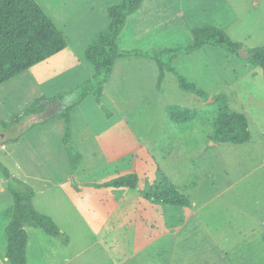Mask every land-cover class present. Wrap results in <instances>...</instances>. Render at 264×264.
I'll use <instances>...</instances> for the list:
<instances>
[{"label":"rangeland","instance_id":"rangeland-1","mask_svg":"<svg viewBox=\"0 0 264 264\" xmlns=\"http://www.w3.org/2000/svg\"><path fill=\"white\" fill-rule=\"evenodd\" d=\"M37 1L58 26L67 25L65 21L74 20L72 14L78 7L77 0H62L64 7H66L65 14L51 0ZM55 1L60 2V0ZM74 3L76 5H73ZM247 9L251 10V13L246 14L244 9H240L242 15L245 16L235 26H240L243 30L232 29L230 35L233 40L243 42L245 47L253 49L264 45V7L250 5ZM107 14V6L103 7V12L101 8H98L100 20L108 18ZM62 20L65 21L62 23ZM173 40H181L182 42L179 45H175L176 43L173 41L167 42L165 43L167 49L188 47L191 44H186L185 38ZM76 42L80 41H72V43ZM145 46L148 48L149 45ZM202 48L190 54H179L173 62L181 72L187 74L190 79L208 91L211 99L207 102L195 93L182 90L177 77L169 71H166L162 85L163 93L160 97L159 94L154 96L152 87L158 81V77L153 78L150 65H155L159 75L157 63L148 57L128 56L121 59L117 65L116 80L107 85L108 91L113 95L115 93L116 99L122 95L121 100L117 103L119 109L116 111L109 102L105 104L103 102L105 107L114 115L111 117L118 119V129H122L121 122L129 128L125 132L120 131L118 134L123 139L122 144L117 143L118 150L120 153L126 152L129 148V141L143 142L156 162L172 174L173 181L182 192L186 189L182 187V182L178 180V177L181 174H186V177L195 174V170L191 169L189 164L188 166L182 165V161L193 158L198 163L197 168L206 171L204 167L199 165V159L205 160L207 154H209L208 157L211 155L210 158L214 157V160H210V166L207 167L210 171L207 170L206 173L254 174L262 177L263 182L264 168H259L258 164L264 155V137L261 133V130L264 132V70L262 66L253 65L243 58L234 64L230 61L227 51L225 52L220 47L206 45L204 49ZM81 56L80 49L68 47L63 54L53 60L54 64L44 61L0 85V161L11 170L14 178L29 184L34 189L37 208L49 212L67 232V236H71V243L66 246L67 244L61 238L50 236L35 221L26 222L25 227L31 235V242L27 247L28 264H99L97 261H99L98 258H101L98 256L99 247H87L94 239L95 229L91 225L93 222L85 214L84 216L79 214L74 208L72 198L63 190V183L67 177L77 175L79 170L90 172L88 174L90 175L96 170L98 164L103 163L102 166H104L109 159L113 158L112 149H114V145L111 136H114V133L111 132L113 129L110 125L101 127L107 124L106 117L110 119L111 117H108L102 105H99L100 111L104 115L99 122L97 115L94 113L92 115L88 110L89 104L94 103L90 98L75 108L74 127L76 128V123L78 125L84 124L86 120L90 124L92 123L91 132L82 131L84 134H88V139L92 142L87 149H80L83 156H86V160L83 159L78 170L72 172L71 161L63 141L65 123L62 118L54 115L72 100V95L65 100H56L58 95L66 94L67 96L68 91L87 78L86 74L83 76V71L85 72L87 65ZM247 61L250 63L248 64ZM86 72L90 74V70H86ZM223 76L225 79L222 78ZM152 79L155 80L153 84ZM225 81H229L230 86L228 88L223 85ZM118 88H121L122 92ZM126 91H129L131 100L125 99L124 93ZM216 92L228 96L232 110L242 111L245 108V111L250 115L254 140L259 143V148L255 149L254 154L246 153L250 151L248 148L254 144V140L243 144L219 143L217 148H209L211 128H213V121L219 109L218 104H214L212 101ZM38 97L42 98V103H48L46 109L44 112L34 111L27 115L25 111L33 106ZM236 99H240L242 107H238L235 102ZM170 104L197 109L201 114L198 118L177 122L169 116L167 111ZM194 126L198 129H194ZM187 128L191 129L187 130L181 142L178 140L179 132ZM190 139L192 145L187 142ZM195 141H197L196 144H194ZM3 142H5L4 145H2ZM71 145L75 148L72 141ZM255 155H257L256 161ZM85 163H88V166H85ZM51 173L54 178H59L62 188L45 189L44 180L40 181L37 178ZM173 173L177 175H173ZM30 179L33 182L31 184ZM0 182L5 183L8 188L4 196L0 195V246L3 250H5V246L7 250L8 233L6 228L13 210L14 199L9 189L8 179L1 170ZM74 184L79 186L75 180L72 182V185ZM188 192L187 190L184 193L188 194ZM242 226H246V224L238 221L233 227L236 229ZM37 238L57 244L62 250L56 245H54V249L58 255L61 250V257L56 258L57 260L53 263L44 262L37 254ZM259 248L260 257L264 259V247L260 246ZM80 249H85L84 256L89 257L80 256L79 261L70 263V259ZM93 254L95 258L89 260ZM0 264H9L4 254L0 255ZM261 264H264V260L261 261Z\"/></svg>","mask_w":264,"mask_h":264},{"label":"crops","instance_id":"crops-1","mask_svg":"<svg viewBox=\"0 0 264 264\" xmlns=\"http://www.w3.org/2000/svg\"><path fill=\"white\" fill-rule=\"evenodd\" d=\"M51 1L59 6L64 14L66 13V7H64L62 0H60L61 4L55 0ZM77 1L78 7L72 14L74 20H62V23L65 21L67 25L58 26L55 20L47 14L67 37V48L80 49L81 57L87 65L85 72L83 71V76L86 74V79H88L93 75L94 69L84 58L85 48L98 31L109 25L108 14V18L103 20L98 18V8H101L103 12V7L107 6L108 12L109 5L119 0ZM250 5L264 7V0H145L139 10L128 18V23L118 38V44L124 50L146 51L155 49L162 51L167 49L165 46L167 42L173 41L176 43L175 45L182 42L173 39L185 38L186 44L192 43L194 39V37L192 38L193 30L207 25L221 27L230 35L232 29L243 30L242 27L235 26L245 16L242 15V9L246 14L251 13V10L247 9ZM150 39L159 40L151 41ZM73 40L80 42L72 43ZM147 44L149 46L145 48ZM67 48L46 61H49V64H54L53 60L63 54ZM245 49L250 50L251 48L245 47ZM227 54L234 64L241 59L237 54L229 52ZM121 59L123 58L117 60L112 78L106 84L103 95L104 104L109 102L116 111L119 109L117 103L121 100L122 95L116 99L115 93L113 95L109 92L107 85L116 80L117 65ZM247 63L250 62L247 61ZM150 67L153 78L156 79L158 77L156 67L155 65H150ZM86 70H90V74H87ZM224 76L222 78L225 79ZM153 82L155 80L152 79V84ZM223 85L228 88L230 86L229 81H225ZM118 90L121 91V88ZM152 90L154 96L159 94L160 97L163 93L162 89L157 88V81ZM217 94L219 92H216ZM124 97L126 100H131L129 91L124 93ZM88 98L94 102L89 104L88 110L92 115L93 113L97 115L100 122L102 116L104 117L100 111V106L93 96ZM235 102L238 107H242L240 99H236ZM75 108L72 113L71 141L78 150H85L92 141H89L88 134H84L82 131L91 132L92 123L90 124L86 120L82 125L76 123L75 128ZM242 112L249 119L252 132V138L249 142H252L254 133L250 115L245 111V108L242 109ZM113 117H111L113 121L106 117L107 124L101 126L110 125L113 129L111 131L114 133V136L111 135L114 145V149H112L113 158L109 159L104 166H102L103 163L98 164L96 170L90 175H88L90 172L79 170L77 175L67 177L63 183V190L72 198L74 208L79 214L83 216L85 214L93 222L91 225L95 229L94 239L87 247H99L98 256H101L97 261L99 264H261V261L263 262L264 259L260 257L259 248L260 246L264 247V184H262L264 181L262 182V177L254 174L206 173L207 167L210 166V160H214V157L210 158L211 155L208 157L209 154L206 155L205 160L199 159V165L204 167L206 171L197 168L198 163L193 158L185 159L182 161V165L188 166L189 164L191 169L195 170V174L187 177L186 174H181L178 180L182 182L181 185L186 189L185 191H189L187 195L191 197V204L180 209L172 208L171 213L166 214L162 204H158L144 195V189L157 184L159 169L179 189L172 179V174L156 162L141 141H129L128 150L120 153L118 144H122L123 139L118 134L120 131L125 132L129 128L121 122L122 129H118V119H113ZM115 123L117 124L115 125ZM193 128L198 129L195 126ZM190 129L180 131L178 140L182 142L184 134ZM212 130L208 142L210 149L219 146L218 142L212 140ZM261 133L264 137L262 130ZM187 142L192 145L191 139ZM196 143L197 141L194 144ZM253 143L250 145L252 148H248L250 151H247V154H254L255 149L259 148V143L256 140ZM4 144L5 142L2 143V145ZM94 144L97 146L95 142ZM256 157L257 155H255V161ZM262 157V161L258 164L259 168H264V155ZM83 159L85 161L86 156H83ZM84 165L88 166V163ZM129 173L139 175L138 185L134 188L94 185ZM173 175L177 174L173 173ZM37 178L40 181L44 180L45 189L62 188L59 178H54L52 173ZM74 180L79 183V188L72 185ZM31 183L33 182L30 179ZM7 190L5 183L0 182V195L4 196ZM35 200L36 197H34V203ZM42 212L50 215L49 212ZM50 216L55 220L52 215ZM238 221L244 222L246 226L234 229L233 226ZM57 224L60 226L58 222ZM60 228L67 235L61 226ZM68 237L69 243L66 246L71 243V236ZM30 240L31 235H29L28 246ZM36 244L38 257L44 262L53 263L57 260L56 258L61 257L62 248L52 241L45 242V240L37 238ZM54 245L61 249L59 255L54 249ZM4 249L0 246V255L4 254L8 262L5 246ZM84 251L85 249H80L69 262L79 261V257L84 256ZM88 257L84 256V258ZM94 258L93 254L89 260Z\"/></svg>","mask_w":264,"mask_h":264},{"label":"trees","instance_id":"trees-1","mask_svg":"<svg viewBox=\"0 0 264 264\" xmlns=\"http://www.w3.org/2000/svg\"><path fill=\"white\" fill-rule=\"evenodd\" d=\"M145 0H119L108 7L109 25L98 31L85 48L84 56L92 65L94 73L79 83L68 94L58 95L56 100H65L72 95V100L63 106L56 117L65 123L64 145L71 161L72 172L80 167L83 153L71 145L72 113L76 106L93 96L99 105L111 117L112 112L103 104L106 84L111 80L117 60L128 56H141L153 59L159 67L157 88L162 89L166 71L172 72L179 81L182 90L195 93L206 102L211 99L208 91L181 72L174 64L179 54H190L206 45L220 47L223 50L240 55L244 44L235 41L229 33L218 26L207 25L193 30V42L188 47L150 50H124L118 44V38L127 25L130 15L136 13ZM68 46V39L54 20L47 14L37 0H0V85L33 68ZM250 57L245 59L264 70V45L248 50ZM41 97L25 111L28 115L34 111L44 112L48 103H42ZM218 104V113L213 121L212 138L218 143L243 144L252 138L250 122L242 111L232 110L229 98L224 93L212 97ZM211 103V102H210ZM35 109V110H33ZM169 116L177 122L198 118L197 109L186 108L177 104L167 107ZM39 112V113H40ZM25 114V113H24ZM0 170L8 179L9 189L14 199L13 212L7 225L8 247L6 256L9 264H28L27 246L29 234L24 227L28 221H35L50 236L61 238L65 244L69 237L62 232L57 222L48 214L40 211L35 203V191L27 183L14 178L11 170L0 161ZM157 184L144 189V195L158 204H162L165 213L172 208L180 209L191 204V197L179 190L168 176L159 169ZM139 175L129 173L117 176L96 186H114L134 188L138 185ZM79 188L77 184H74Z\"/></svg>","mask_w":264,"mask_h":264},{"label":"water","instance_id":"water-1","mask_svg":"<svg viewBox=\"0 0 264 264\" xmlns=\"http://www.w3.org/2000/svg\"><path fill=\"white\" fill-rule=\"evenodd\" d=\"M240 55L244 59H247L251 56L250 53L244 47L240 49ZM212 101H216V99H213Z\"/></svg>","mask_w":264,"mask_h":264}]
</instances>
